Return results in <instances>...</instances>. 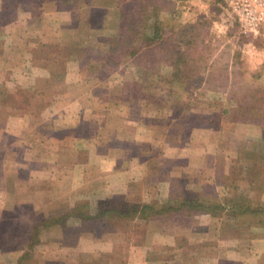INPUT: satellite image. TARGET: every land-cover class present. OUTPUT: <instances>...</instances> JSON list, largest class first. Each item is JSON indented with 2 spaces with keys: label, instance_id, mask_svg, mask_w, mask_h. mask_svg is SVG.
<instances>
[{
  "label": "crops",
  "instance_id": "crops-1",
  "mask_svg": "<svg viewBox=\"0 0 264 264\" xmlns=\"http://www.w3.org/2000/svg\"><path fill=\"white\" fill-rule=\"evenodd\" d=\"M202 1L207 3L203 8L208 6L211 15L223 18L219 10H213L214 6H219L218 1ZM91 2L82 0L81 8H72L59 6L58 0H41L36 11L20 13L0 7V40L6 45L28 43L31 51L24 61L25 71L39 75L29 80L25 71L20 76L15 72L25 64L6 68L0 64V152L11 155L8 159L12 167L10 171L8 167L2 168L0 194L7 190L6 179L14 184L9 191L16 198L20 197L17 186L27 183V200L33 193L32 183L51 184L48 189L53 188V193L45 189L49 193L44 196L67 203L53 211L29 206L32 219H36V212H43L46 216L41 222L51 224L44 237L38 239L42 249L36 251L33 247L30 254H34L38 264H150L152 261L153 264H264V213L242 217L234 227L226 230L225 235L212 232L216 236L214 240L221 241L218 245L223 248L219 250L220 255L214 257L202 253V239L211 228L221 229L227 207L218 209L215 214H198L192 210L176 213L172 221L177 223L171 226L154 222L145 224L140 218L133 217L119 227L95 225L87 233L65 231L83 227L79 215L71 209L82 198L89 200L91 214H94V205L99 199L133 200L140 205L157 207L184 196L186 190L187 193L192 191L194 196L198 189L208 187L213 192H207L208 195L220 202L231 189L227 184L212 180L213 170L218 167L223 175L238 178L235 184L238 194L264 204V147L261 156L250 158L251 165L261 169L250 178L242 177L246 171L245 162L237 159L238 153L232 148L233 139H255L259 135V129L264 128V112L259 115L251 109L240 111L241 101L238 100L230 106H234V113L226 109L227 114H223L217 124L197 120L190 125V115L197 114L192 107L184 111L182 106L175 117L171 113V116L163 117L161 111L157 113L155 109L161 106L141 98L140 94L147 91L144 89V92L140 78L125 77L127 70L123 67L131 68L129 61L114 65L100 59L99 64L93 63L94 73L86 75L79 71L73 54L63 57L60 53V48L64 50L76 37L73 30L81 24L80 28L86 27L83 34L94 32L98 36H111L120 21L119 0H105L104 4L98 5ZM197 4L196 0H152L151 7L146 6L144 17L149 22H158L160 33L167 35L172 30L162 31L163 24L168 21L178 22V25L193 23L199 13L200 4ZM7 13L9 17L4 16ZM34 17L40 18V26L36 30H26V26L31 28L32 25L24 24ZM9 25L12 26L8 28ZM147 31L151 33V30ZM101 71H106V76H98L97 72ZM115 72L119 75L118 80L108 78ZM192 82L198 87L203 84ZM57 86H63V89L53 91ZM126 86L132 87L130 96ZM135 100L143 101L151 108L147 111ZM133 102L137 107H131ZM141 109L146 115L141 114ZM232 115L235 120L230 118ZM34 117H40L35 125ZM23 121L32 123L27 133L20 131L18 122ZM105 129L108 134L104 137L110 138V145H102L103 141H99L98 135ZM34 140L42 145V149ZM93 169L96 172L90 173ZM102 189L105 195L97 196L101 195ZM19 204L14 207L15 214L21 211ZM2 208L0 206V211ZM61 222L65 224V230L60 227ZM0 240H12L11 243L17 246L7 252L10 256L6 264H15L30 242L27 235L16 231L0 232ZM20 241L23 242L19 249ZM161 252L170 253L172 257L162 262Z\"/></svg>",
  "mask_w": 264,
  "mask_h": 264
},
{
  "label": "trees",
  "instance_id": "trees-1",
  "mask_svg": "<svg viewBox=\"0 0 264 264\" xmlns=\"http://www.w3.org/2000/svg\"><path fill=\"white\" fill-rule=\"evenodd\" d=\"M39 1L40 0L35 3L36 6H33L34 3L32 0H0V7L15 9L19 13L28 12L30 10L33 11L34 9H38ZM91 1L92 4L97 5L105 3V0ZM151 1L152 0H140L138 3V0H135L134 2L131 0H119L118 5H120L121 11L119 16L120 21L116 24L115 32L112 33L111 36H98L94 32L83 34L86 27L80 28V24L79 27L73 30V32L77 33L76 37L64 47V50L66 51H64L63 48H60L61 56L65 57V55L69 56L70 54H73L74 60L78 61V70L86 75L94 73L96 69L93 68V63L95 62L96 64H99L100 59L105 56L108 61L114 65H122L129 60V63L132 67H135L136 70L130 71L128 74L131 75L133 72L136 73L135 76L140 78L143 83V90L145 89L147 91L144 90V92L148 94L150 93L146 88L147 82H145L148 78L147 75L156 70L158 66L165 67L169 70L166 83L170 85L169 88L172 90L181 87V85H183L181 80L187 79H194L200 83L202 82V86L205 90L211 85L221 87L228 84L227 82L229 81L230 74L231 72H234V70L236 79L237 70L235 67L232 68L228 65H220V67L215 66L216 62L209 63L208 57L202 58L201 48H198L196 45L199 40L200 24H198V21L179 26L177 25L173 29H170L172 31H169L167 35L160 33L161 28L159 27L158 22H152V25L150 26L151 33L149 34L148 31H146V28L148 27L146 24L149 21L146 19L147 17H144V12L146 6H150ZM81 4L82 0H58V5L63 7L69 6L74 8L75 6H78L81 8ZM219 6L222 7L221 5ZM77 13L79 14L78 11ZM77 19L80 20V18ZM39 23H41L40 18L34 17L32 20H28L26 24H24L25 26L30 24L32 27H24L26 30H36L40 26ZM200 23L203 25L204 22L201 21ZM246 37L252 38L249 35H246ZM12 45H6L0 40V64L3 68L22 65L24 63L23 53L29 52L30 49L28 43L20 45L14 43ZM8 47L13 48V50H6ZM88 51L93 53L91 54ZM235 64L236 63H234V65ZM215 74H222L223 80H217V78L214 77ZM238 84L240 83L235 85L237 86ZM220 90L224 89L220 88ZM229 90L225 88L223 92L228 101H246L251 108L255 107L256 103L260 102L264 105L263 88L258 83L248 86L246 90L235 88L234 93H231L230 91L228 94ZM172 97L174 101L179 99L178 95H175V93L172 94ZM135 102H139L140 107L143 106L147 111L150 109V105L145 104L143 101L135 100ZM135 102H133L134 105H136ZM155 109L158 111L157 113L161 111L160 107H155ZM187 110L188 107H184V111ZM263 112L264 109L262 113ZM216 114L217 116L227 114V110L221 109L217 111ZM196 115L200 116V113ZM105 131H101L98 135L99 141H103L101 142L102 145H110V138L104 137L108 134L107 129H105ZM103 133L105 134L103 135ZM263 147L264 128L259 129V135L255 139L251 137H242L237 141L234 139L232 140L233 151L238 153L237 159L241 158L242 161L245 162L246 171L242 177L250 178L254 173H258L261 170L257 169L256 167L258 166H255L253 163L251 165L250 158L261 156ZM253 166L255 167V171H253ZM213 176L212 180H214V182L227 184L231 189V191L228 192L229 194L227 197H224L223 200L221 199L220 202H216V198H212L208 195L207 192L211 191L208 187L205 190L198 189L199 191H195L196 195L194 196H192V191L190 192L189 190L187 193L186 190L184 191V196L170 199L166 203L157 207L144 204L140 205L133 200L117 201L112 199H99L95 202L94 214H91L89 200H87V198H82L79 201L77 200L71 209L75 214L79 215L83 227L80 229L72 227L70 230H65V224L63 222L59 224L61 228L63 227L66 232H70L71 234L76 232H91V228L96 227L95 225L119 227L129 222L133 217L140 218L145 224L154 222L160 226H171L173 223H177L172 221L173 216H175L176 213L185 210H192L198 214H207L208 212L215 214L218 209L221 210L222 208L227 207V213L224 215L223 221L221 222V229L215 231V229L213 230V228H211L205 236L206 238L204 237L205 239H202V253L206 256L214 257L218 254L220 255L219 250H223V248L218 245L221 241L214 240V238L216 239V236L213 233L219 232L220 234L222 232L225 235L226 230H228L229 227H234L236 221L242 219V217L264 213V204L257 202L252 197H247L245 194H238L237 189L235 188L238 178L225 174L223 175L220 167L213 170ZM82 191L83 194H86V189H83ZM211 194H213L212 191ZM56 222H58V220H56ZM50 226L51 224L46 221L42 222L38 227L48 229ZM38 227L33 228L34 237ZM142 232H144V230ZM150 233L151 231H149V234ZM141 234L142 233H140V235ZM224 235H222V237L225 239ZM244 235L249 234L244 233ZM137 241L140 240H136L135 242ZM35 242L36 241H33V239L29 242L27 251L20 255L15 264H24L26 260L30 258V252ZM224 251L227 252V249L224 248ZM151 253L152 257H154L155 252L153 249L151 250ZM160 256L162 257L160 258L162 262L172 257L170 253L163 252H161ZM153 263L154 261L150 264Z\"/></svg>",
  "mask_w": 264,
  "mask_h": 264
},
{
  "label": "rangeland",
  "instance_id": "rangeland-1",
  "mask_svg": "<svg viewBox=\"0 0 264 264\" xmlns=\"http://www.w3.org/2000/svg\"><path fill=\"white\" fill-rule=\"evenodd\" d=\"M33 1V6H36L35 3L38 0H32ZM41 1V0H40ZM39 1V2H40ZM198 2L197 5L200 4L199 7V13H197L195 17V21H198L200 24L199 28V40L197 41L196 45L198 48H201V56L202 58L208 57V62H216L215 66L222 65H228L229 67L236 68V79H235V70L234 72H231L229 81L227 82L228 84L223 85L221 87H218L216 85H211L209 88L206 90L203 88V84H201L199 87L194 85L191 81H195L194 79H187V80H181L183 85L181 87H177L176 90L170 89V85L166 83V78H168L169 75V70L165 67H158L156 70H154L152 73H149L147 75V90L151 93H155L158 95L157 97L150 96L147 93L140 94L141 98H143L146 102L151 103V104H157V106H161V114L163 117H166L168 115H171L175 117L176 113L179 112L180 108L183 107H192L193 111L199 114L200 112H205L206 114L200 113L202 116H197V115H190V120L189 123L195 124L197 120H202V121H208L212 125H215L218 123L219 119L222 117V115L217 116V111L221 109H230L231 112H233L234 106L230 108L231 105H234L235 101H228L227 99H224L223 92L226 89H230L228 91V94L234 93L235 88L241 89V90H246L248 86L254 85L256 83L260 84V86L263 88V94H264V39H257V38H249L246 37V35L240 33L239 27L237 25V21L233 20L230 18L229 14L223 10L220 6L217 5L215 8L214 6V11L219 10V13H222L221 15L223 16L218 18L215 17V14H210V12L207 11V9H210L208 6L207 8H203L205 3L204 1L196 0ZM217 1V0H215ZM220 5V4H219ZM192 6V5H190ZM211 7V6H210ZM33 11H36L34 9ZM210 14V15H209ZM4 16L9 17L10 14H5ZM21 20H23V16L21 15ZM17 20H19L17 16ZM46 21H51L50 19H46ZM204 22L203 25L200 22ZM152 22H148L146 26H148L146 29L150 30V26ZM181 24V23H180ZM179 24V25H180ZM186 24L182 23L181 25ZM53 25V24H51ZM164 30H170L173 29L175 26L178 25V22L175 21H168L165 22L164 24ZM178 25V26H179ZM12 26L9 25L8 28ZM21 26V25H20ZM161 27V25H159ZM22 27V26H21ZM7 30V29H6ZM146 30V31H147ZM8 40V39H7ZM12 45V44H11ZM13 46V45H12ZM9 48V47H8ZM11 49V48H10ZM8 50V49H7ZM30 50V49H29ZM31 51V50H30ZM29 51V53H30ZM28 52L23 53V58L26 61L29 56ZM28 56V57H27ZM104 62L108 61L107 57L102 58ZM129 61V60H128ZM234 63H236L234 65ZM22 69H16V75L18 74H23V72L26 70V63H23ZM231 68V69H232ZM123 70L126 71L125 77L129 76H135L136 73H132L131 75L128 74L130 71L136 70L135 67H123ZM9 71L8 73H10ZM14 72V70H12ZM122 72V70H120ZM230 72V71H229ZM25 73H28V78L29 80L38 78L39 75L37 73H32V71H25ZM98 76L101 78L106 76V71L103 72H97ZM32 76V77H31ZM222 74H215V78L221 79ZM26 78V75H24ZM111 80H118L119 75L115 72L113 75L110 77ZM152 81V82H151ZM157 82V83H156ZM238 84L237 86L235 84ZM21 84V82H20ZM231 84V85H229ZM56 86V85H55ZM124 86V85H123ZM121 86V90L123 91L124 87ZM129 86V85H128ZM127 87V92L128 95L133 92L132 87ZM236 86V87H235ZM172 87V86H171ZM220 88H223L224 90H220ZM60 89H63V86H57L56 89L53 91L59 92ZM175 95L177 94L179 99L174 101L172 94ZM163 98H162V97ZM133 97V95H131ZM145 97V98H144ZM161 99V101L158 102V100ZM26 104V103H24ZM23 105V104H22ZM116 105V104H115ZM178 105V106H177ZM241 108L239 109L240 111H243L245 109H250L255 110V114L262 113L264 109V105L260 103H256V106L251 108L250 105L246 101H242L239 103ZM29 106V105H28ZM31 106V105H30ZM132 108L137 107V105H131ZM150 107V106H149ZM171 107V108H170ZM177 108V110H172V108ZM196 107V108H194ZM151 108V107H150ZM22 109V108H20ZM149 109V108H148ZM35 111V109L33 110ZM142 111V109H141ZM183 111V110H182ZM200 111V112H199ZM199 112V113H198ZM210 113V114H207ZM234 113V112H233ZM232 113V114H233ZM142 115H146L145 111H142ZM170 115V116H171ZM204 116V117H203ZM35 118V117H34ZM33 118V119H34ZM231 119H234V115L230 116ZM40 119V117L35 118L32 122L35 123ZM188 119V118H185ZM21 125V130L23 133H27L28 130L32 127V123H28L26 121H23V123L18 122ZM29 124V125H28ZM186 127V126H185ZM217 128V127H216ZM182 140H185L182 138ZM227 139L226 141H228ZM37 146L42 149V145H40L39 142H36L34 140ZM11 155H7L0 152V173H3L2 168L8 167V170H11L10 162H9V157ZM3 162L4 165H1ZM9 170V171H10ZM98 170V169H97ZM89 172V171H88ZM96 171L93 169L90 173H95ZM5 187L7 190H4L3 194H0V206H3L0 211V232H23L27 237L29 238L30 241H36L35 244L32 246L34 247L35 250H41L42 245H40L38 239H41L44 237L46 229L38 227L40 224H42L41 220L43 217L46 216L42 213H35L36 219H32L30 216V207H37L39 210H44V211H53V209L61 208L62 206H65L67 203L64 204V201L61 199H49L48 197L44 196V193H49L46 192L45 189H48L51 187V184H42V183H32L31 187L33 190V193L31 194L30 200H27L25 195H26V187L27 183H20L19 186H17L18 191L20 193V197L16 198V196H13V194L9 191L10 186L12 185L8 179L5 180ZM86 185L88 182H85ZM14 187V184L12 185ZM99 187V186H98ZM99 189V188H98ZM50 192L53 191V188L48 189ZM17 191V192H18ZM102 193L101 195L98 194L97 196H104L105 191L103 189L101 190ZM53 193V192H52ZM97 194V192H96ZM29 201V202H28ZM20 204H19V203ZM29 203V204H28ZM16 204H19L21 207V211H19V214H15L14 207ZM21 204H23L21 206ZM27 204V205H26ZM13 208L12 210H10ZM35 210V211H39ZM35 221V224L32 225V222ZM38 227L37 232L35 233V237L33 236V228ZM12 240H0V264H6L7 262V257L10 256V254H7L8 251H10L11 248L17 247L14 245ZM23 241H20L19 244V249ZM39 243V247H38ZM33 250V249H32ZM25 264H38L37 261L34 258V254L30 255V258L26 260Z\"/></svg>",
  "mask_w": 264,
  "mask_h": 264
},
{
  "label": "built area",
  "instance_id": "built-area-1",
  "mask_svg": "<svg viewBox=\"0 0 264 264\" xmlns=\"http://www.w3.org/2000/svg\"><path fill=\"white\" fill-rule=\"evenodd\" d=\"M217 1L237 21L240 33L264 39V0Z\"/></svg>",
  "mask_w": 264,
  "mask_h": 264
}]
</instances>
